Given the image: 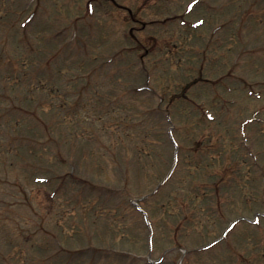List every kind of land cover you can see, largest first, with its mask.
I'll list each match as a JSON object with an SVG mask.
<instances>
[{
	"label": "rangeland",
	"instance_id": "rangeland-1",
	"mask_svg": "<svg viewBox=\"0 0 264 264\" xmlns=\"http://www.w3.org/2000/svg\"><path fill=\"white\" fill-rule=\"evenodd\" d=\"M87 1L0 0V95L8 80L16 89L26 76L36 89L44 76L63 96L0 99V264H264V94L248 97L236 82L264 93V0H93L91 15ZM201 18L197 31L181 25ZM73 22L76 38L63 29L50 47ZM219 22L227 27L215 33ZM49 51L62 54L63 73L43 69ZM16 103L28 114L7 109ZM199 103L215 120L197 117ZM177 151L169 183L142 198ZM136 200L154 227L153 254Z\"/></svg>",
	"mask_w": 264,
	"mask_h": 264
}]
</instances>
